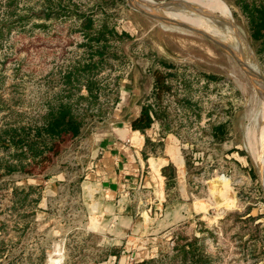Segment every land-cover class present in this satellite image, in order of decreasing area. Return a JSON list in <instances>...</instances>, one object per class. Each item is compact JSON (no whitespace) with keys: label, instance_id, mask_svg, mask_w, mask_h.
<instances>
[{"label":"rangeland","instance_id":"1","mask_svg":"<svg viewBox=\"0 0 264 264\" xmlns=\"http://www.w3.org/2000/svg\"><path fill=\"white\" fill-rule=\"evenodd\" d=\"M149 1L156 9L173 0ZM177 1V8L168 12L149 13L138 11L128 0H0V133L38 126L55 99L70 103L83 119L80 135L66 145L43 176L15 172L0 180L9 193L11 188L34 186L41 196L36 206L31 203L36 198L33 194L26 208L2 211L5 228L0 231V243L5 251L0 264H28V257L34 264L40 258L41 264H131L170 254L177 232L198 238L214 264H264L260 179V173L264 174V101L235 59L208 38L178 25L221 41L239 54L251 74L257 66L264 77L263 43L252 38L241 6H262L264 0ZM212 15L215 22L225 20L229 27L216 26ZM88 20L92 28L84 30ZM112 30L130 38L107 36L105 43H89L98 32ZM96 48H105L102 61L94 53ZM91 58L101 64L92 77L94 99L88 98L84 80L76 87L72 78L68 85L63 80ZM155 71L167 77L171 88L160 97L161 103L154 99ZM127 100L129 106H153L161 120L152 124L162 137L175 138L179 148L182 162L174 160L175 166L168 170L171 175L181 169L180 180L176 176L172 181L166 174L165 205L194 202L200 214L191 211L161 232L158 224L163 210H155L159 207L157 183L144 170L131 183L127 198L136 218L146 212L157 225L147 229L138 223L118 238L115 227L103 234L89 230L80 184L94 159L97 136L123 119L127 108L122 110L120 103ZM218 125L224 126L222 135L213 138L212 128ZM0 158L8 156L0 152ZM9 162L15 164L12 159ZM247 213L256 221L241 224L238 220H244ZM22 216L27 217L23 220ZM18 221L27 224L25 231H16Z\"/></svg>","mask_w":264,"mask_h":264},{"label":"trees","instance_id":"2","mask_svg":"<svg viewBox=\"0 0 264 264\" xmlns=\"http://www.w3.org/2000/svg\"><path fill=\"white\" fill-rule=\"evenodd\" d=\"M241 6L243 12L247 15L252 38L256 41L261 40L264 47V5L244 3ZM91 28L92 24L89 20L84 23V30H90ZM82 32L84 31L82 30ZM107 36H111L116 40L130 38L127 34H117L112 30V32H98L97 37L90 39L89 43L100 44L102 41L105 43ZM104 52L105 48H96L94 53L98 61L104 59ZM112 57L115 59L116 55ZM92 58L86 65H82L80 68L78 66L74 68L73 72L64 76L63 80L65 81L64 84L68 85L72 84V78L73 81H76L74 87L77 86V82L79 85V83L84 80V87L88 92V98L93 97L94 99L96 94L92 85H94L95 82L92 77L97 75L100 69L99 65L101 64L100 62H93ZM167 69H169V67ZM77 74L80 75L79 78L76 76ZM153 76L155 90L154 99L156 103H161L160 97L166 94V92H169L171 88L167 84V77L163 76L160 72L155 71ZM54 101V105H47L46 113L40 119V124L38 126H23L17 129L9 128L0 133V152H4L8 156V159L0 158V180L3 176L15 172L29 177L43 176L66 145L80 135L83 119L76 116L70 103H63L58 99ZM160 118V115L157 114L153 106L143 105L139 116L135 118L130 125L133 130L144 133L154 120L160 121ZM223 129V125L212 128V137L217 138L218 135H222ZM11 159L15 164L9 162ZM162 173L164 176L167 174L171 180L173 179V174L170 175L169 170L168 173L164 171ZM8 190L9 188L6 186L0 185V195L5 191V195H1L0 198V231L5 228V223L1 221V216L3 215L2 211L5 208L16 210L20 207L19 209H24L26 208L25 205L28 201V197L33 194H36L35 200L31 201L33 205H38L41 200L40 189L34 186L22 187L20 189L11 188L10 193ZM33 215L34 214L31 213V216ZM25 217L27 216H22L20 219L24 220ZM243 217H245L244 220H238L241 224L256 221V218L249 216V213L245 214ZM17 223V232L27 229V224L20 225L23 221H18ZM258 226L259 225L256 224V228H258ZM175 236L176 239L170 254H159L156 258L136 261L131 264H214L212 258L205 253L204 247L198 238H185L181 236L179 232H177ZM4 251L5 245L1 242L0 254ZM42 260L43 258H40L39 262L35 264H41ZM27 261L28 264H34L29 257ZM10 264L17 263L12 261Z\"/></svg>","mask_w":264,"mask_h":264},{"label":"crops","instance_id":"3","mask_svg":"<svg viewBox=\"0 0 264 264\" xmlns=\"http://www.w3.org/2000/svg\"><path fill=\"white\" fill-rule=\"evenodd\" d=\"M121 104V109L127 111L120 118L119 123L108 125L96 138L94 159L88 166L85 180L80 184L81 195L85 202L90 231L103 234L115 227V234L123 238L125 232L131 230L138 223L146 224L147 229L157 225V220L149 218L145 212L136 218L137 213L127 198L131 183L142 177L144 170L148 176L156 181L158 200L155 210H159L161 232L182 221L191 211L195 214L194 202L188 206L179 202L166 204L165 176L169 166L174 167V160L181 164L179 148L173 137L161 136L156 125L151 126L144 133L133 130L130 123L139 116L142 103H132L130 100ZM181 170V169H179ZM179 170L173 173L174 181L180 180ZM149 184V183H148ZM150 185V184H149ZM201 200L202 199H197ZM198 203V202H197ZM155 222V223H154ZM157 231V230H156ZM121 234H117V233ZM130 240V239H128ZM127 242V241H126ZM141 261V260H139Z\"/></svg>","mask_w":264,"mask_h":264},{"label":"bare ground","instance_id":"4","mask_svg":"<svg viewBox=\"0 0 264 264\" xmlns=\"http://www.w3.org/2000/svg\"><path fill=\"white\" fill-rule=\"evenodd\" d=\"M212 1H215V0H212ZM128 2L129 3H133L135 7H138L139 9H141L144 12H149V13L156 12L157 13V11L168 12L170 9L173 8V6H175L177 8L176 3L179 2V1H177L176 3L167 4L166 6H161V4H158L156 9L155 8H152V5H154V4L152 2H150L149 0H128ZM176 8H175V10H177ZM221 8H222L223 13L226 14V12H225L226 10L223 8L222 4H221ZM203 13H205V12H202V14ZM205 15L208 16L207 13H205ZM211 18H213L214 24L216 26L222 27V28H225V29L227 27H229V25L226 26L225 20H223L224 21L223 23H219V22H215L216 21L215 20L216 18H215L214 15H212ZM230 27H231L232 30H234L237 33L236 36L238 37L239 41L244 42L243 44H245L246 48L248 49L247 44L245 43L244 39L241 37V35L239 34V32L236 30V28L232 24H230ZM215 40H217V39H215ZM217 41H219V40H217ZM219 42H221V41H219ZM223 46L230 51V53L235 57L236 62H238V64L244 70V72L249 75V78L251 79V81H252V83H253V85L255 87V90L259 93V95L261 96L262 100L264 101V86L260 82L257 81V79L255 78V76L253 74H251L250 68L242 61V59L240 58L239 54L235 53L233 50H231L230 48H228L226 45L223 44ZM241 49H242V47H241ZM255 81L258 84H256ZM261 173H260V179H261V184H262L263 191H264V178H263V175L264 174L262 175Z\"/></svg>","mask_w":264,"mask_h":264},{"label":"water","instance_id":"5","mask_svg":"<svg viewBox=\"0 0 264 264\" xmlns=\"http://www.w3.org/2000/svg\"><path fill=\"white\" fill-rule=\"evenodd\" d=\"M175 1H177V0H173V1L169 2V3H174ZM137 10L140 11L141 9H137ZM140 12H142V10H141ZM202 12H203V11H202ZM202 12H200V11H196L195 14L200 15ZM203 14L205 15V13H203ZM159 18H160V19L167 20V21H169V22H172L171 20H169V19H167V18H165V17H161V16H160ZM172 23H174V22H172ZM175 24H178V23L175 22ZM178 25L182 26V27L185 28L186 30H189V31H191V32H193V33H196V34H199V35H202V36L208 38V39L211 40L213 43L217 44L220 48H222L225 52H227V53H228L233 59H235V57L230 53V51H229L227 48H225V47L223 46V44H222L221 42L215 40V39L212 38L210 35H208V34L202 32V31H199V30H197V29H194V28H192V27L186 26V25H184V24H178ZM235 60H236V59H235ZM252 60H253V59H252ZM255 66H256V64H255ZM256 68H257V72H256L255 74H253V75L255 76V78L257 79V81L260 82V83L264 86V77L260 74L259 69H258L257 66H256Z\"/></svg>","mask_w":264,"mask_h":264}]
</instances>
